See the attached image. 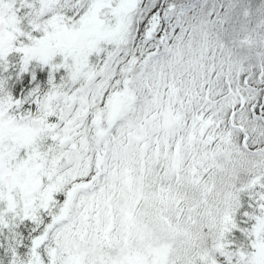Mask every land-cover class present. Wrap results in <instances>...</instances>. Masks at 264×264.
<instances>
[{
	"label": "snow or ice",
	"instance_id": "1",
	"mask_svg": "<svg viewBox=\"0 0 264 264\" xmlns=\"http://www.w3.org/2000/svg\"><path fill=\"white\" fill-rule=\"evenodd\" d=\"M0 264H264V0H0Z\"/></svg>",
	"mask_w": 264,
	"mask_h": 264
}]
</instances>
